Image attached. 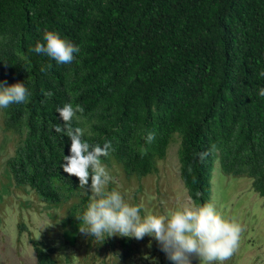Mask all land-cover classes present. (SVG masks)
<instances>
[{"label":"trees","instance_id":"trees-1","mask_svg":"<svg viewBox=\"0 0 264 264\" xmlns=\"http://www.w3.org/2000/svg\"><path fill=\"white\" fill-rule=\"evenodd\" d=\"M45 27L79 46L71 64L30 51ZM262 70L264 0H0V82L31 92L27 103L0 108L2 131L16 137L7 159L14 184L49 205L77 198L64 219L76 225L67 228L74 237L90 193L60 167L70 140L53 129L63 126L56 109L72 103L84 109L72 121L83 139L111 142L103 163L152 172L178 132L179 175L192 200L209 202L218 156L224 173L250 178L264 204ZM202 152L209 154L200 160ZM119 240L115 264H131L132 239ZM29 243L36 264H59L53 246Z\"/></svg>","mask_w":264,"mask_h":264},{"label":"rangeland","instance_id":"rangeland-1","mask_svg":"<svg viewBox=\"0 0 264 264\" xmlns=\"http://www.w3.org/2000/svg\"><path fill=\"white\" fill-rule=\"evenodd\" d=\"M15 141L14 135L2 131L0 115V264H36L29 236L36 238L38 233V240L55 248L59 264H115L113 249H119L118 241L122 236L114 235L101 241L85 236L79 227L72 230L74 237L68 232L67 228L76 225L65 224L64 219L68 207L78 201L77 198L71 197L65 203L49 205L41 201L28 185L22 187L14 184L13 175L7 170V159L14 153ZM172 143L173 140L170 145ZM177 143L176 137L171 151L169 145L165 158L157 161L158 174L162 175L163 180L144 182L157 177L155 173L142 177L141 181L132 176L127 178L119 166L114 164V169L120 173L118 179L116 171L111 176L114 189L123 195L126 202L142 205L143 209L156 214L187 203L190 198L178 173ZM169 157L170 165L174 167L170 175L167 173ZM112 166H106L107 170ZM210 183V203L225 217L238 222L242 228L239 247L224 264H264V204L263 198L253 191L250 178L225 174L216 160ZM138 188L139 192L136 191ZM19 223L25 225L24 229L19 228ZM110 238L113 241L111 245ZM132 239L139 247L133 257V264H172L153 237ZM191 264L199 262L192 258Z\"/></svg>","mask_w":264,"mask_h":264},{"label":"clouds","instance_id":"clouds-1","mask_svg":"<svg viewBox=\"0 0 264 264\" xmlns=\"http://www.w3.org/2000/svg\"><path fill=\"white\" fill-rule=\"evenodd\" d=\"M30 51L45 55L57 64H71L80 52V48L71 41L62 38L57 32L45 27L42 32V42L38 41ZM51 68L52 64L47 63L41 66L40 71L47 74ZM259 76L264 77V70L259 73ZM42 94L47 98L53 95L51 91L43 90ZM258 95L264 97V88L259 89ZM30 96L31 92L22 82H16L11 85L7 81L0 82V108H7L11 104L27 103ZM83 111L84 109L80 105L74 106L72 103H66L63 107L56 109L59 118L63 121V126L60 124L53 125L56 133H63L70 140L69 155L63 156L64 163L60 167L64 173L78 179L80 189L90 193L89 202L85 205L84 211L76 217L79 221V231L82 234L92 236L95 240L101 241L114 235L137 240L150 236L155 239L160 250L172 264H191L192 258H195L199 264H224L225 261L233 256L239 247L242 232L241 225L218 211L210 203V198L209 202L203 204L192 200L181 178L182 184L190 198L189 201L169 208L162 214L149 212L143 209L142 205H133L126 202L123 195L114 189L111 181L115 171L117 172V179L120 176V173L114 169V164L119 166L121 172L127 178L132 176L141 181V178L148 174L159 173L157 161L160 159L156 161L155 170L144 174H129L125 172L122 162L113 158L110 163H103L101 157H108L114 151V148L111 142L107 140L101 146L98 143L91 144L83 139L85 130L72 125L73 119L77 118V113L82 114ZM176 137L178 138L176 149H178L180 136L178 132H174L167 144L163 158H165L167 149L173 140L170 145L171 151ZM144 138L146 143H151L155 139V133L148 132ZM216 150V145L213 144L210 151L215 152ZM146 151V149L143 150L142 154H146ZM208 154L209 152L198 153L199 159L203 160ZM170 157L167 161L168 175H170V171L174 170V167L169 162ZM176 159L177 167H179L178 156H176ZM216 160L219 161L221 166L218 156L215 157L213 165ZM106 166L112 167L107 170ZM7 170L10 171L9 169ZM161 179L162 175L158 174L157 177L143 181L148 183L149 180L157 182ZM31 190L33 189L31 188ZM136 191L139 192L140 188ZM142 210L144 212L143 215H141ZM49 225L51 224L47 226ZM39 235L40 233L37 234V239ZM109 240L111 245L112 239L110 238ZM132 247L133 249L136 248V250H133L128 255L131 259V264H133L135 253L139 250L133 239ZM115 249L117 248L115 247ZM115 263H117L116 259Z\"/></svg>","mask_w":264,"mask_h":264}]
</instances>
